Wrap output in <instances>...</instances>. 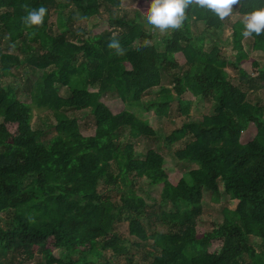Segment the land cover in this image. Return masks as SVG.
Listing matches in <instances>:
<instances>
[{"label":"trees","instance_id":"trees-1","mask_svg":"<svg viewBox=\"0 0 264 264\" xmlns=\"http://www.w3.org/2000/svg\"><path fill=\"white\" fill-rule=\"evenodd\" d=\"M70 4L75 12L68 9ZM119 4L0 0V42L25 54L20 60L0 48V76L13 77L12 70L22 63L35 76L27 92L29 104L19 100L16 88L0 85V216L6 215L5 226H0V264H12L9 255L15 252L33 260L31 264H114L105 253L125 256L130 244L150 258L149 264H264V248L256 251L250 244L255 238L264 245V101L248 102L225 71L231 66L238 80L249 79L240 68L248 60L243 40H250L252 50L264 52V32L244 38L243 22H233L235 54L230 61L210 40L205 50L204 34H193L191 24L197 22L211 33L224 26L215 13L194 4L185 10L181 27L163 37V50L149 44L150 32L133 18L112 19L111 30L86 37L74 28L78 18L89 20L102 7L110 12ZM40 6L46 8L42 24L27 26L23 17ZM261 7L264 0H241L235 11L245 16ZM147 8L146 1L135 3L143 16ZM50 10L56 15L55 33ZM114 32L119 53L107 47ZM177 53L184 58L183 66L174 58ZM163 71L171 75V88L161 85ZM251 72L264 85V62L251 61ZM61 87L68 90L67 97L59 95ZM154 88L156 98L144 108L157 117L168 115L174 100L182 114L193 102L211 103V115L184 122L162 136L169 146L188 138L173 156L193 167L175 184L168 180L158 151L150 148L138 157L135 150L140 141L158 138L146 119L129 110L140 107L141 97ZM104 93L118 96L127 109L112 113L100 101ZM184 93L193 101L181 99ZM34 109L47 111L54 121V135L45 143L43 132L31 126ZM68 111H87L93 135H81ZM249 124L255 135L242 144L241 133ZM140 178L149 186H161L155 204L136 194ZM110 190L116 200L107 195ZM204 192L215 202L223 193L237 204L233 210L222 208L221 221L198 233ZM167 205L170 208L163 210ZM151 215L163 228L148 233L142 219ZM120 221L127 222V234L134 240L115 231ZM213 241L220 244L210 252ZM55 250L64 253L55 257Z\"/></svg>","mask_w":264,"mask_h":264},{"label":"rangeland","instance_id":"rangeland-1","mask_svg":"<svg viewBox=\"0 0 264 264\" xmlns=\"http://www.w3.org/2000/svg\"><path fill=\"white\" fill-rule=\"evenodd\" d=\"M55 1H63V0H55ZM137 1H146L148 4L150 0H120L119 7L112 8L110 12H106L102 7L100 9V14L96 17H92L89 20L77 19L73 24L74 28H77L84 32L83 37L87 35H92L95 33L102 32L103 30H111L114 26L112 24V19H126L133 18L139 23L146 31L150 32L151 40L149 44H153L156 46L157 50H163L162 40L163 37L168 36L171 30H165L164 32H160L158 29L154 28L151 25H148L144 19V16L140 13V11L135 9V3ZM69 10L76 11L75 8L70 4L68 6ZM51 11V17L49 18V22L52 25L51 30L53 33L56 32V26L54 25V21L56 19V15ZM67 11V9L65 10ZM137 13V14H136ZM245 16L239 15L235 11V5L233 6V12L230 16L225 17L223 19L224 26L221 30L211 33L204 29V26L201 22H197L191 24V30L193 34L197 35H205L204 38V48L208 50L209 41L216 43L220 49L221 53L228 60H234L235 51L232 49L231 45V25L233 22L237 20L244 21ZM50 25V26H51ZM207 38V39H206ZM69 39H73L69 36ZM75 41V40H73ZM136 41L134 45H137ZM6 41L0 42V48L4 50L7 48ZM243 51L247 54L248 60H244L240 64V68H242L246 73L250 76L248 79H244L242 81L238 80L236 71L231 67L227 66L225 71L227 73L228 79L231 83L242 91L246 93V99L250 103L262 102L264 101V85L260 82L259 78L256 77L255 73L251 72V61H257L259 64L264 62V52L254 51L251 48V42L249 39L243 40ZM6 52L15 53L19 57L20 60H23L25 54L20 52L19 50H15L12 52L10 49H6ZM174 58L180 66L184 64V58L182 54L177 53L174 54ZM14 73L13 77L2 78L0 76V85L6 87L7 85L16 88L17 96L21 102L30 103V98L27 95L28 90L31 88L30 83L35 79V76L31 73L28 67H25V64L22 63L20 68L13 69ZM161 85L167 88H171V75L166 71L161 72ZM158 93V88H154L149 90L144 96L141 97V105L140 107H132L129 110L140 118L146 119L152 129H154L158 138L152 141L142 140L137 143L135 150L138 153V157L142 156L148 149H154L158 151L164 158L165 172L167 174L168 180L175 184L179 178L190 168V164L184 162H177L174 158L173 153L175 150L183 147L184 142L188 140L186 138L180 143L173 144L172 146L166 145L163 141L162 136L169 134V132L174 128H179L184 122L188 121H196L201 120V118L206 115L212 114L211 103L208 101H202L197 104V102H193L189 112L187 114L180 113L178 103L176 100L170 103V109L168 111V115L157 117L153 114L151 110H147L144 107L147 105L148 101H153L156 98ZM68 90L66 88H59V95L63 97L68 96ZM181 99L191 100V96L189 93H184L181 96ZM100 101L112 112L117 113L123 109H127V107L122 103L120 98L112 93H104L100 96ZM68 116L76 118L79 125V132L83 136H91L94 131V124L92 121L91 115L87 111H68ZM54 123L52 115L47 111L41 109H34L32 118H31V126L34 129H40L42 134V139L44 143L47 139L51 138L54 135V131L52 129V124ZM125 133L123 137H125ZM255 135V127L252 124H249L246 129L241 133L240 142L245 144L252 140ZM122 137V139H123ZM102 184L100 183L99 188H102ZM100 190V189H99ZM108 189H105V191ZM135 192L137 195L142 196L146 203L155 204V202L159 201V194L161 191V186H149L147 180L144 178H140L135 183ZM107 195L112 199H117L116 192L110 190ZM237 201L229 199L225 194H220L218 201L212 200V197L209 193L204 192L202 195L201 201V213L196 220V230L198 233H203L210 231L213 227H215L221 221V209L228 208L233 210L236 207ZM170 207L163 206V210H168ZM152 213V211L150 210ZM155 215L158 213V210L155 208ZM153 214V213H152ZM150 218V219H149ZM149 218L144 217L142 219V223L147 230L148 233L156 229H162L160 225L155 221L154 215H151ZM6 221V215L0 216V226L4 227ZM151 221V223H150ZM153 223V224H152ZM115 231L122 234L128 241L134 240L133 237H130L127 234V222L120 221L115 223L114 226ZM220 243L217 241H213L209 247V251L212 252ZM250 244L256 251H260L264 248L262 242L258 239L251 238ZM64 253L63 250H55L53 254L55 257H60ZM106 257L111 260L114 264H149L150 258H145L144 253L140 248L135 249L131 244L129 245L128 254L125 256H113L110 252L105 253ZM131 258V263L129 262V258ZM35 260L39 258L38 255H35ZM9 259L12 264H31L33 260L25 261L24 256L20 253H13L9 255ZM129 262V263H128Z\"/></svg>","mask_w":264,"mask_h":264},{"label":"clouds","instance_id":"clouds-1","mask_svg":"<svg viewBox=\"0 0 264 264\" xmlns=\"http://www.w3.org/2000/svg\"><path fill=\"white\" fill-rule=\"evenodd\" d=\"M240 2L241 0H150L144 13V19L148 25L164 32L181 27L185 19V10L190 5L194 4L201 9L210 10L218 18L224 19L233 12V6ZM45 14L44 6L34 8L27 11L23 22L27 26H39L42 24ZM262 32H264V7L246 13L241 35L244 38H249L253 35L259 36ZM117 36L118 33H112L107 47L115 49L119 53L122 52V49Z\"/></svg>","mask_w":264,"mask_h":264}]
</instances>
